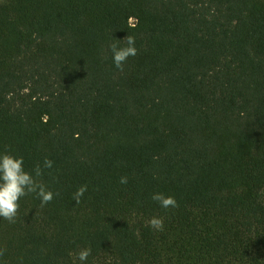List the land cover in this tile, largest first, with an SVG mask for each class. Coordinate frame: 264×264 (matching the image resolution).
<instances>
[{"label": "trees", "instance_id": "obj_1", "mask_svg": "<svg viewBox=\"0 0 264 264\" xmlns=\"http://www.w3.org/2000/svg\"><path fill=\"white\" fill-rule=\"evenodd\" d=\"M0 152L54 194L0 264H264V0H0Z\"/></svg>", "mask_w": 264, "mask_h": 264}, {"label": "clouds", "instance_id": "obj_2", "mask_svg": "<svg viewBox=\"0 0 264 264\" xmlns=\"http://www.w3.org/2000/svg\"><path fill=\"white\" fill-rule=\"evenodd\" d=\"M108 48L112 53L114 66L120 71L123 70L124 63L130 56L137 55L135 37L133 35L125 37L123 46L120 45L118 40H114ZM52 166L53 161L45 158L43 167L50 169ZM33 171L35 175L25 170L22 156H14L10 152H0V217L9 223L15 222L21 197L35 193L40 199L41 207L53 199V192L47 188L42 180L38 179L43 175L41 165L37 163ZM120 183L126 184L127 177L122 176ZM86 191L87 185H80L73 194V200L79 202ZM151 199L165 209L177 205L173 196L160 192L153 193ZM148 226L156 230H162L163 219L154 216L149 219ZM2 254V251H0V255ZM90 254V247H82L76 253L75 258L83 264V262L87 261Z\"/></svg>", "mask_w": 264, "mask_h": 264}, {"label": "rangeland", "instance_id": "obj_3", "mask_svg": "<svg viewBox=\"0 0 264 264\" xmlns=\"http://www.w3.org/2000/svg\"><path fill=\"white\" fill-rule=\"evenodd\" d=\"M131 22H133L134 20H130Z\"/></svg>", "mask_w": 264, "mask_h": 264}]
</instances>
